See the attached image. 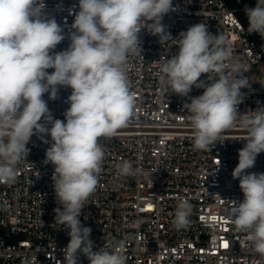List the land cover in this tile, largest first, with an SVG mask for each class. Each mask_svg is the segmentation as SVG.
I'll list each match as a JSON object with an SVG mask.
<instances>
[{
    "label": "clouds",
    "instance_id": "clouds-1",
    "mask_svg": "<svg viewBox=\"0 0 264 264\" xmlns=\"http://www.w3.org/2000/svg\"><path fill=\"white\" fill-rule=\"evenodd\" d=\"M45 0H0V184L17 179L19 165L28 157L33 135L46 149L44 163L54 165L51 177L56 199L55 224L68 229L63 264H78V253L89 264H127L124 246L105 242L98 250L91 228L79 219L89 196L97 189L105 151L101 139H111L128 125L136 108L127 75L129 57L141 56L139 33L146 29L159 43L177 41L178 52L160 62L157 75L163 88L187 98L183 109L192 129L193 148L206 151L225 141L226 130L240 128L246 135L232 172L239 180L243 201H225L227 217L259 257H264V173L247 172L264 152V106L240 114L238 106L251 87L247 67L234 59V47L223 33L213 35L204 22L190 26L173 39L162 24L173 0H79L78 12L66 39ZM249 33L264 37V0L245 8ZM49 69L53 71L49 73ZM206 74V79H201ZM70 88L64 120L54 119L43 98L58 97ZM193 87L203 89L190 97ZM259 105V102H258ZM41 121H43L41 123ZM51 125V127H48ZM119 175H136L131 162L117 165ZM192 204L180 198L173 224H190Z\"/></svg>",
    "mask_w": 264,
    "mask_h": 264
},
{
    "label": "built area",
    "instance_id": "built-area-1",
    "mask_svg": "<svg viewBox=\"0 0 264 264\" xmlns=\"http://www.w3.org/2000/svg\"><path fill=\"white\" fill-rule=\"evenodd\" d=\"M79 0H45V12L54 17L66 39L55 51L70 44L67 35L78 12ZM173 0V9L163 16L173 39L190 26L204 22L213 35L223 33L234 47V59L246 65L251 87L238 106L240 114L264 106V37L247 31L245 8L256 0ZM141 56L129 57L127 75L136 108L128 125L111 139H101L105 151L99 184L85 202L79 217L91 228L94 250L108 241L124 246L127 264H264L253 253L244 233L237 232L227 217L225 201H243L239 180L232 172L246 135L240 128L226 130L225 141L206 151L195 150L192 129L183 105L187 98L162 87L157 75L160 62L178 52L177 41L164 46L159 37L141 29ZM49 73L53 70L49 69ZM202 74L201 79H206ZM203 89L193 87L190 97ZM71 89L60 87L58 97L44 95L54 119L63 113ZM259 102V105H258ZM43 121H41L42 123ZM51 127V125H48ZM33 135L29 155L19 165L12 184H0V264H63V249L69 243L68 229L55 224L59 205L53 181L54 165L45 164L50 146ZM131 162L136 175L121 176L117 165ZM247 172L264 173V152ZM180 198L192 204L190 224L177 230L173 224ZM227 245V246H225ZM78 264H89L78 253Z\"/></svg>",
    "mask_w": 264,
    "mask_h": 264
},
{
    "label": "water",
    "instance_id": "water-1",
    "mask_svg": "<svg viewBox=\"0 0 264 264\" xmlns=\"http://www.w3.org/2000/svg\"><path fill=\"white\" fill-rule=\"evenodd\" d=\"M227 1H228V3H229L230 5H234L233 0H227ZM246 26H247V28H248V22H246ZM250 34H251L252 39H253L255 42L261 44V43L259 42V40H258V37L255 35L254 32H253V33H250ZM261 46L264 47V45H262V44H261Z\"/></svg>",
    "mask_w": 264,
    "mask_h": 264
},
{
    "label": "snow or ice",
    "instance_id": "snow-or-ice-1",
    "mask_svg": "<svg viewBox=\"0 0 264 264\" xmlns=\"http://www.w3.org/2000/svg\"><path fill=\"white\" fill-rule=\"evenodd\" d=\"M225 246H227V245H225Z\"/></svg>",
    "mask_w": 264,
    "mask_h": 264
}]
</instances>
